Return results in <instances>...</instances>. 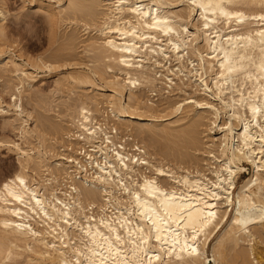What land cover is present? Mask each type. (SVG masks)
<instances>
[{"label":"bare ground","instance_id":"1","mask_svg":"<svg viewBox=\"0 0 264 264\" xmlns=\"http://www.w3.org/2000/svg\"><path fill=\"white\" fill-rule=\"evenodd\" d=\"M42 3L54 19V6ZM66 12L98 36L84 44L94 54L91 70L65 79L97 94L81 95L67 106L69 121L48 126L59 134L53 145L22 118L26 141L41 134L35 149L11 143L19 167L0 181V264H263L254 241L264 235V0H68L58 10ZM76 39L70 35L66 44ZM3 51L0 62L10 58ZM50 61L41 64L53 70ZM156 68L171 86L170 75L179 77L177 90L186 93V77L202 92L148 104L137 92L155 83ZM20 72L21 84L33 75ZM98 95L106 101L104 112L94 109L103 122L90 106L100 103ZM204 120L221 133L207 150L210 177L187 167L190 151H176L172 166L145 143L185 126L179 148L197 150ZM243 163L252 174L237 187Z\"/></svg>","mask_w":264,"mask_h":264},{"label":"rangeland","instance_id":"2","mask_svg":"<svg viewBox=\"0 0 264 264\" xmlns=\"http://www.w3.org/2000/svg\"><path fill=\"white\" fill-rule=\"evenodd\" d=\"M57 1L58 0H0V9H1L0 11H3L2 13H4L3 14L4 18L0 21V27L3 30L2 31L3 36L2 35L0 36V45H1L0 49H2L0 50V52L5 49L3 51L2 57L7 55L10 56V58L3 59L0 62V70H1L0 74L1 73L3 74L0 75V143L2 142V144H0V181L5 179V177L10 176L19 167L18 152H16L17 149L12 144L19 142L18 144L21 147L27 148L29 146L33 148L34 147L33 144L36 145L37 142L36 137L39 134V130H40V132L42 131L41 133L43 134V137H45L46 135V137L44 138L45 139L44 144L47 145L52 143L53 145L55 139L58 140L60 139L59 137H57L59 136V134L57 132L55 133L54 129L53 131L49 129L51 127L48 128V126H50L52 123H53L52 125H55L56 123L62 124L63 122L69 121L68 117H64L65 114L67 113V106L69 103L73 104L75 101H77V99L81 97V95H82V99H84L83 98L84 95L90 94V96H92L94 94H97L95 91H93L88 87H83V88L72 87V84L68 82L65 79V77L68 73L75 70H83L87 72L91 70L90 66L93 65L94 63V61L92 60V58H94L93 56L94 54L90 50H88L87 45H86L87 47L86 50L88 51H83L85 50L84 44L85 42L89 43V40L91 38L93 39V37L95 39L98 36V33L96 29H93L94 26L88 28L87 26L83 25V21L80 19V17L74 15L71 16L70 15L71 13L69 14V12L68 13L66 12V15H64L65 12H63L64 14H62L63 17L68 16L67 18L69 20H67V18L66 20H64L65 17L62 20L63 17L60 16L61 14L58 13V10L66 7L68 0H62L61 2L62 7L60 8H58L59 3ZM41 2L44 3V4L42 3L43 5L51 6V8L52 6H54L53 7L54 8L53 11L55 13L54 19L49 13H47V10L45 8L40 7ZM181 8L182 6H179L176 9H181ZM44 9L46 10V12ZM56 12L59 14L61 18L57 16L58 14H56ZM70 19H73V21ZM77 19H80L81 21H78ZM54 20L56 23L54 22ZM58 20H59V24L57 23ZM70 35L71 37H74V39L77 38L75 40L76 42L72 43L73 46L71 44L69 46L66 44V38H68ZM64 44L67 46H65ZM5 51L7 55L5 54ZM49 60H51L50 63L52 65L54 64L53 70H49L46 66H44V65L48 66L47 61ZM41 62H43L42 63L44 64L43 66ZM81 62H84V64ZM33 63H35L34 64L35 67L33 66ZM74 63H76L77 65H74ZM11 65H13V67H11ZM85 65H87V68ZM170 66L171 67L178 66V64H176V61L174 60V57H172L171 59ZM16 67L18 71L14 70V68ZM22 69L33 73V75H30L31 77L25 76L21 84L20 71ZM155 71L157 72L155 76L157 78L155 80V83L153 85L148 84L150 88L148 87V85H143L140 88V90H138L137 92V94L140 97H142L143 100H145L148 104L157 105L162 102L166 103L165 101L172 100L174 98L175 99L179 98V96L183 97L185 95H188L189 93H193L194 91H197V93L202 92L198 89L195 90L196 87L192 86L191 83L188 80H186V77H183L184 82L187 85L183 87L186 90V93L177 90L176 88L177 86L175 85L181 84L179 77H174L173 75H170V77L173 78V82H176L175 85L172 83L171 86L167 82L166 78L163 75H161L164 74L163 69L156 68ZM97 82L99 84H104L99 79L97 80ZM153 86L154 88H152ZM17 87L18 88L23 87L22 95L20 97L17 93L18 92ZM151 89L153 90L151 91ZM19 100H21V102H19ZM97 102H100L97 106L94 103H90V106L92 107L93 112L94 114H96L98 120H101V122H103L102 116L100 115L101 113L95 111L94 109L99 108L100 111L104 112L105 111L104 109H106L105 108L106 101L102 97V95H98ZM15 103H21L22 104L21 108L23 107L22 108L23 110H21L20 107L19 108L16 107ZM20 111H22V113ZM19 113L20 116H18ZM106 114L107 113L105 112L104 115ZM178 116H180V114L173 115L167 118L166 121L168 120L172 121L176 119ZM22 118L25 120L27 119L26 127H29V129H31L32 127L34 129L35 124L36 126L38 125V127H40V129L38 128L39 129L38 132H36V134L35 133L33 134L34 136L31 140L29 139L30 137L27 139V141L25 138L22 137V134L20 132ZM39 119L42 122H40ZM113 119L114 118L111 116L110 118H107L108 123L110 122V124H112L114 121ZM35 120L37 121V123ZM45 120H47L48 123ZM115 122H117V120H115ZM183 122L184 121H179L175 123L173 126L177 125V127H179V125H181ZM204 122L206 123V120H204ZM41 123H45L47 128L44 126V124ZM205 123L199 127L200 129H199L198 138H200L199 139L200 144L199 143L197 144L198 145L196 146L197 150H195V148L193 149V147L192 148L189 147L190 149H192L189 150V148L187 149L185 148V146L184 148L182 147L183 149L179 148V146L183 144L186 145L185 142L182 141V140L185 141L186 135L180 133V130H182V128H184L185 126L181 127V129L179 128L178 133L175 131L174 134L176 133L177 134L173 135L172 137L170 136V138L169 137L159 138V136H157L156 139H153L155 143L152 142L153 140H151V142L154 144H150V141L147 140L145 141V143L149 145L151 150L152 147L153 149L157 147L156 148L157 150L154 149L155 152H157L158 154L157 158L161 159L165 163L169 162L168 164H171L172 166L175 163H177V159L175 158V155H173L175 154L176 151L188 152V153L190 151V154L194 155L195 160L193 159L189 163H187L186 164L187 167H190V169L192 170L197 166L198 168H201V170L203 169L205 174L208 177H210L208 169L213 165V161L209 159L207 155V150L209 148H214V147L216 148V145L218 144L219 140L218 139L212 140V137L214 136L215 138H217L221 135V133L220 131H218L216 126L207 125L209 123L208 121L206 124ZM135 125L133 124L131 127L138 128L139 126H141L144 127V129H148V126L146 125H149V127L151 126L150 124H143V126L141 124H135ZM120 133L124 134V131H119L118 135L121 137L127 136V135H122ZM177 135H179V139ZM125 138L127 137H123V139ZM34 140L35 142H31ZM180 140L182 143L180 142ZM126 141L129 142V140ZM29 143L30 145H28ZM31 144L33 147L31 146ZM167 147L168 148L170 147L169 149H173L174 152L172 153V150L169 151ZM48 148L50 147L48 146ZM184 149L187 150L184 151ZM54 152L56 153L55 150ZM55 153L52 152L51 154L48 153L49 154L47 155L48 158H50L52 154L55 155ZM163 154L164 156H162ZM172 157L174 158L172 159ZM51 159L52 160L54 159L55 162L58 161V158L55 156H53ZM243 165L246 167V169L238 173L236 177L237 187L252 174V166L248 163H243ZM222 230L223 228L219 231V233L222 232ZM252 233H254V230L252 231ZM217 235L218 234L215 235V237L212 239V241L208 246L209 255L211 254L210 253L211 247ZM261 237L262 238L259 239L258 237L255 236L256 241H254V248L256 249L258 260H260V262L264 264V235ZM248 239H250V237H248ZM230 256L228 258H231ZM239 260L240 259H238L236 264L237 263L239 264V262H241V260L240 261ZM235 261H233V263H235ZM12 263L15 264V262H11V264ZM227 263L232 264V262H227ZM22 264H24V262ZM25 264L28 263L25 262Z\"/></svg>","mask_w":264,"mask_h":264}]
</instances>
